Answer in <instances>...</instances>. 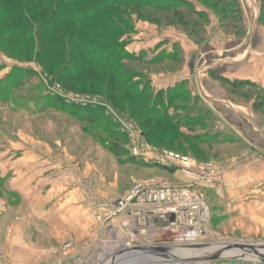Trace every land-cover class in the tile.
<instances>
[{"label":"rangeland","instance_id":"1","mask_svg":"<svg viewBox=\"0 0 264 264\" xmlns=\"http://www.w3.org/2000/svg\"><path fill=\"white\" fill-rule=\"evenodd\" d=\"M183 1L208 13V18L202 20L191 10L184 9L189 20L198 22L195 29L179 23L174 9L137 10L126 5L119 6L123 11L122 17L113 12L106 14L117 17L115 20L131 22L127 32H117L118 21L109 22L111 31L102 24L91 23L99 32L107 34L110 43L121 45L128 55L145 53V62L167 56L183 59L180 64L169 61L143 65L119 61L122 50L115 56H105L104 66H118L120 75L125 71L133 72L136 75L133 79L140 84V90L146 87L142 83L144 81L154 94L169 89H179L184 94L170 106L165 101L156 107L161 117L168 116V121H151L149 108L152 102H143L145 114L139 110L132 114L128 102H124L126 107L121 102L107 99V79L100 81L96 89H90L89 81H57L56 73L62 71L68 61H60L54 66L15 51L16 48L3 44L7 34L0 25V151L13 148V154H18V149L23 148V152L31 155L38 153L57 159L61 156L60 160L66 162L67 167L70 162L75 165L73 174L81 178L80 187L101 198L123 196L138 183L152 179L165 180L172 186L184 184L186 181L180 173L177 174L178 170L158 163L153 151L188 156L199 164L215 163L220 172L219 187L225 183L227 175L231 177L234 174L235 167L264 164V150L251 147L250 141L257 132V124L264 121V78L263 82L248 81L252 84H240L235 89L226 82L229 76L234 77L229 74L227 77L223 72L233 71L232 64H237L238 60L239 63L248 58V64L255 68L258 62H264V21H258L264 0H234L227 13L223 12L221 5H216V2L221 4L224 0ZM52 12L53 9L46 10L40 19H33L34 14L29 13L33 19L31 23L36 26L42 24ZM19 13H23L20 7ZM18 22L12 21V28ZM41 26L36 28L37 37L54 42L59 40L52 33L40 35ZM242 31L246 32L244 36ZM27 38L34 41L31 44L35 52H45L46 48L37 44L34 35ZM100 42L104 44L105 41ZM101 48L103 51L105 45ZM99 54L100 51L97 52ZM212 71H221L223 75H214ZM211 82L219 84L221 93L209 99L208 94L200 91H203L202 86L211 85ZM232 83L240 81L233 80ZM67 85L73 86V90H68ZM120 95L124 96V93ZM67 97L73 102L68 103ZM58 100L69 110L58 109L61 107L55 105ZM256 102L263 104L260 111L254 109ZM73 108L77 113L70 115ZM80 110L85 112L81 115ZM89 110L95 112L86 114ZM251 114L257 124L251 123V117L248 118L250 122L246 120ZM260 138L263 139L264 135ZM135 147L141 155L133 154ZM240 176L243 181L246 173ZM50 186L52 190L44 189L41 198L29 202L23 198H12V195H7L5 187L0 188V253L7 255L10 264L50 261L53 251L66 241L92 239L102 228L81 203V194L69 202L70 194H60L53 184ZM201 189L213 214L206 237L198 244L172 246L166 251H162L165 249L162 244H150L148 248H153L151 253H146L142 259L160 261L162 258L173 264H264L256 253L236 250V246H253L258 248L259 255H264V183L242 185L235 196L230 194L227 185L222 191L214 187ZM125 235L118 236L109 254L103 253V264H144L145 260L139 259L138 254H134L138 251L134 249H131L134 251L130 252L131 255L115 256L117 260L112 262V254L120 249L121 252L130 250L128 246L122 247L131 238L129 234ZM144 238L138 237L135 244H146L149 237ZM218 252L225 257L217 261L202 260Z\"/></svg>","mask_w":264,"mask_h":264},{"label":"trees","instance_id":"2","mask_svg":"<svg viewBox=\"0 0 264 264\" xmlns=\"http://www.w3.org/2000/svg\"><path fill=\"white\" fill-rule=\"evenodd\" d=\"M213 1L219 2L221 0ZM233 1L234 0H224L221 1V4L216 2V5H221L224 8L223 12L227 13L231 9L230 4ZM78 4L83 5L79 6ZM75 5L78 6L74 7ZM125 5L133 6L137 10L142 8L152 9L154 11H169L174 9L175 15L178 17V22L183 23L185 26L191 27L193 29L198 26V22H192V20H189L184 9L191 10L192 13L199 19L206 20L208 18L207 12L199 11L195 9L196 7H194L192 3L183 0H180L179 2H175L174 0L168 2L158 1L156 3L151 0H0V25L5 29L7 34V36L3 39V44L9 46L12 49L16 48L15 51H22L24 54L33 56L38 61H42L43 63L49 65L52 64L55 66L59 64L60 61H68L67 65L62 69V71L59 70L56 73L55 78L57 81L63 83H86L89 81L90 89H96L100 81L107 79L105 88L107 99L111 100L112 102H121L126 107L127 105L124 102H128V107L133 110L132 114H135L137 110L145 114L144 109L146 107L142 106L144 105L143 102H152V106L149 108L151 121L158 122L160 119L168 121V116L161 117L160 114H158L156 107L160 104H164L165 101L168 102L170 106L175 101L182 98L184 94L182 92L180 93L179 89H169L167 91L162 90L159 93L154 94L151 91L150 86H147V84L143 81L142 83L146 87L144 90H140V84L135 82L133 79V77L136 76L133 72L125 71L123 72V76L118 73V66H104V63L106 62L105 56H115V54L120 50H122V52L119 54L120 56L118 60L120 61L122 59L123 62L124 60L139 62L143 65H158L159 62L165 63L169 61L179 64L182 63L183 59H180L178 56H167V58H161L159 60L155 59L145 62L144 60L147 56L145 53L140 54L139 56L128 55L123 51L121 45L113 42L110 43L107 34H103L99 32L98 28L92 27L91 23L93 21L97 24L104 25L105 29L111 31L113 29L111 28V24H109V22L113 24L118 21L119 27L116 28L117 32L119 34L122 32H127L132 26L131 22L127 21V19L115 20L117 17L106 14V12H113L117 16L122 17L123 11L121 7L119 8V6ZM19 7L23 10V13H19ZM262 8L263 10L259 20L260 23L264 21V6H262ZM48 9H53L51 17L41 22L42 24H38V26L42 25L40 29V35L45 36L52 33L59 39L55 42L37 37L38 32L36 28L38 26L31 23L35 18L40 19ZM29 13L34 14L32 17L33 19L30 18ZM12 21H19V24L12 28L10 24ZM34 29L36 32H34ZM64 32H67V34H64ZM245 33V31H242L241 35L244 36ZM30 35H34L39 46L41 45L46 48L45 52H40V50L35 52L31 44L34 41L30 38H27ZM102 40L105 41L104 44L100 42ZM60 43H63V45ZM102 45H105L103 51H101ZM92 49L94 50L92 51ZM99 51L100 54L97 55V52ZM118 60L117 62H119ZM76 67L80 68L77 69ZM63 70L67 72L62 73ZM101 73H103L104 76L101 75ZM62 74L64 76H62ZM226 82L229 85L232 84L235 89L240 84H252L249 82L233 84L228 80ZM254 88L257 87L255 86ZM67 89L73 90V86L67 85ZM121 92L124 93V96L120 95ZM58 101L55 102V105H60V100ZM197 101L199 104L200 100L197 99ZM260 101H263V99L261 98ZM262 107V102L254 103L255 110L260 111ZM64 108L65 107L63 106L58 107V109ZM67 110H69V108ZM80 112L82 115L85 110H80ZM86 112H88L86 114H89L95 111L89 110ZM146 112H149L148 109ZM75 113H77L75 108H73L72 111L70 110V115ZM147 127H150L149 123H147Z\"/></svg>","mask_w":264,"mask_h":264},{"label":"built area","instance_id":"3","mask_svg":"<svg viewBox=\"0 0 264 264\" xmlns=\"http://www.w3.org/2000/svg\"><path fill=\"white\" fill-rule=\"evenodd\" d=\"M70 101L67 97V102ZM133 154L141 155L137 147ZM152 154L158 163L177 169L186 182L181 186H172L165 180L152 179L138 183L123 196L107 198L98 197L86 189L93 218L103 228L122 217L134 218L136 232L129 234L131 238L125 244L131 247L129 249L140 248L135 244L136 240L138 237L148 236L151 216L165 222L168 234L174 240L168 246L198 244L206 237L213 220L212 209L201 188L218 183V166L215 163L199 164L193 158L171 152L153 151ZM130 226L131 222L127 217L122 221V228ZM96 243L97 239L68 240L53 251L50 261L40 264H103L102 258L95 256ZM147 249L151 252L153 248ZM121 251L122 249L115 256H120ZM115 256L113 261L117 260ZM0 264H10L3 252L0 253Z\"/></svg>","mask_w":264,"mask_h":264},{"label":"crops","instance_id":"4","mask_svg":"<svg viewBox=\"0 0 264 264\" xmlns=\"http://www.w3.org/2000/svg\"><path fill=\"white\" fill-rule=\"evenodd\" d=\"M259 20H260V15H259ZM252 39L251 41H253ZM238 61L236 62L237 64H232L234 65L233 66L234 69H232L233 71L229 73H227V71L225 70L223 71L224 75L226 74L227 77H228V74L234 77V78H231L229 76L228 80H230L231 82H233V80L240 81V82L249 81L252 83L263 82L264 62H261V63L258 62L257 67L255 68L253 64L251 66L248 64L249 62L248 58L247 60H241V62L239 63ZM251 61L252 59L250 60V64H251ZM189 67L191 69L193 68V66L190 64H189ZM212 72L214 75L215 74L219 76L223 75L221 71H217V72L212 71ZM184 74H186V72L183 73V75ZM211 83H212L211 85L205 84V86H202L203 91H200V92H204L208 94L209 99H211L214 96H217L216 94L221 93L220 89L218 88L219 84H216L214 82H211ZM250 117H251V123L257 124L252 114L249 115V117H247L246 120L249 121L250 119L248 118ZM257 125H258V127L256 128L257 132H254L252 139H250L251 147L264 150V140H263L264 138L263 139L260 138L261 135H264V121H261ZM12 150H15V149L7 148L5 150L0 151V188L4 189L5 187L6 191L8 192L7 194L8 196L12 195L11 196L12 198L14 197L23 198L24 200L26 199L29 202L31 199L33 200L35 198H41L43 191H45L46 188L50 189L51 187L50 184H53L54 187L53 186L52 187L54 189L60 190V194L63 193V194L71 195V198L68 200L69 202L72 201L74 197H76V195L81 194L82 197L80 196L79 199L81 200V203L85 204L86 208L89 210L88 213L92 217L89 200L86 195L85 189L80 187L82 186L80 183L81 178L78 179V177L76 176V173L75 175L73 174L75 170V165L73 163L70 162L69 167H67L65 164L66 162L63 163L60 160L61 156L58 157L59 159H57V158H51L48 156H43L42 154H38V153L31 155L27 151L23 152L24 151L23 148L18 149V154H15V153L13 154ZM234 169H235L234 174L231 175V177L230 176L228 177L227 175L225 178V183H223L221 187H219L218 185L220 182L210 187H214L216 190L222 191L225 189L227 185L229 188L228 191L230 192V194L232 196H235L238 189L241 188L242 185L249 186L252 184L253 185L258 184L259 182L264 183V164L263 163L255 164V165L254 164L253 165L242 164L240 167L237 166ZM178 173L180 172H177V174ZM243 173L244 174L246 173V176H245L246 178L243 179V181H241L240 179L242 178L240 175H243ZM50 190H52V188ZM45 197L46 195L44 196V198ZM38 204L40 205V201L38 202ZM75 214H77V211L75 212ZM127 217L130 219L131 226L128 228H122V221ZM127 217H122L117 222L111 223L105 228H103L102 226H101L102 228L99 227L100 231L98 232V234H95L94 238H92V239H98L97 243L95 244L97 248L95 256L99 255L102 258L103 253L109 254L108 251L112 250V248L114 247L113 245L116 244L117 242L116 240L120 234L126 237L125 233L130 234V233L136 232V222L134 218L129 217V216ZM149 222H150L149 223V233H148L149 236L146 237V238L148 237L149 238L147 239V242H145L146 244L142 243L143 245H140L137 243L138 246H140V248L147 249L148 247H151L150 244L159 243L160 245L162 244L165 247V250L168 249L170 247L168 245L173 243L174 240L168 234L165 222L158 220L152 216L150 217ZM122 247L124 248L126 246L122 245ZM117 252L115 254H112V253L110 254H112L113 255L112 257L114 258ZM146 253L150 254L151 252H138L134 254L135 255L138 254L137 255L138 258L142 259V258H145L144 256H147ZM142 260H145L143 261L144 264H156V263L171 264L172 263L171 261H168L166 259L162 260V258L160 259V261L155 260V259L153 260L152 259H142ZM20 264H23V263H20Z\"/></svg>","mask_w":264,"mask_h":264},{"label":"water","instance_id":"5","mask_svg":"<svg viewBox=\"0 0 264 264\" xmlns=\"http://www.w3.org/2000/svg\"><path fill=\"white\" fill-rule=\"evenodd\" d=\"M236 250H239L240 251H243V252H248V253H256V255H258L260 258V260H262L264 262V255H259V251H258V248L257 247H253V246H236ZM235 248V247H234ZM228 249V248H227ZM231 249V248H229ZM134 251H138V252H149L148 249H144V248H136L134 249ZM162 251H166L165 249ZM130 252H133V250H129V251H124V252H121V255H125V254H128ZM225 256H223L222 254H220L219 252L213 256H208V257H204L202 258V260H208V261H217V260H221L222 258H224ZM114 264V263H113Z\"/></svg>","mask_w":264,"mask_h":264},{"label":"bare ground","instance_id":"6","mask_svg":"<svg viewBox=\"0 0 264 264\" xmlns=\"http://www.w3.org/2000/svg\"><path fill=\"white\" fill-rule=\"evenodd\" d=\"M129 247V246H128ZM131 248V247H130ZM131 250V249H130Z\"/></svg>","mask_w":264,"mask_h":264}]
</instances>
